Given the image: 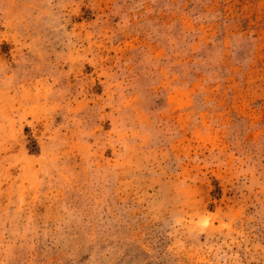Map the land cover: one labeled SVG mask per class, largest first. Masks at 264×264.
<instances>
[{
	"label": "rangeland",
	"instance_id": "rangeland-1",
	"mask_svg": "<svg viewBox=\"0 0 264 264\" xmlns=\"http://www.w3.org/2000/svg\"><path fill=\"white\" fill-rule=\"evenodd\" d=\"M0 264H264V0H0Z\"/></svg>",
	"mask_w": 264,
	"mask_h": 264
}]
</instances>
